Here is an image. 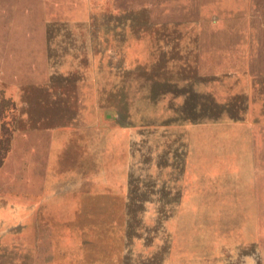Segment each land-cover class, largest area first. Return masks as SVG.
I'll list each match as a JSON object with an SVG mask.
<instances>
[{
	"label": "rangeland",
	"instance_id": "obj_1",
	"mask_svg": "<svg viewBox=\"0 0 264 264\" xmlns=\"http://www.w3.org/2000/svg\"><path fill=\"white\" fill-rule=\"evenodd\" d=\"M0 264H264V0H0Z\"/></svg>",
	"mask_w": 264,
	"mask_h": 264
},
{
	"label": "trees",
	"instance_id": "obj_2",
	"mask_svg": "<svg viewBox=\"0 0 264 264\" xmlns=\"http://www.w3.org/2000/svg\"><path fill=\"white\" fill-rule=\"evenodd\" d=\"M1 130H3V136L0 137V164L9 147V137L4 128H1Z\"/></svg>",
	"mask_w": 264,
	"mask_h": 264
}]
</instances>
